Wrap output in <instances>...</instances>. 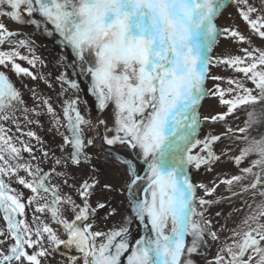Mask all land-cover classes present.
<instances>
[{"label": "snow or ice", "instance_id": "6c2138e0", "mask_svg": "<svg viewBox=\"0 0 264 264\" xmlns=\"http://www.w3.org/2000/svg\"><path fill=\"white\" fill-rule=\"evenodd\" d=\"M229 2L0 0V17L58 36L60 43L71 49L74 74L88 81L98 109L111 108L113 126L99 121L105 126L102 139L108 146L120 145L128 152L129 158L109 155L121 166L132 213L119 228L94 230L91 218L97 208H105L103 203L96 208L89 203L99 181L83 180L76 188L82 206L71 196L61 195L59 186L51 183L55 175L68 184L64 169H79L90 159L86 148L93 141L85 138V129L92 121L81 115L78 99L64 102L63 123L49 100H42L53 127L62 136L59 156L55 152L50 156L43 147L38 150L44 162L51 160V171L25 160L24 153L31 160L37 156L24 138L44 143L36 132L23 130L38 124L33 117L41 113L27 106L21 91L0 70V213L4 222L0 226V264H57L55 255L62 249L78 254L67 256L62 264H122L125 254L126 264H196L195 256L203 255L208 239L219 240L205 212L221 200L205 197H213L220 185L231 194L224 198L229 201L250 192L255 207L248 205L251 211L243 227L233 230L232 242L206 264H264V47H254L250 37L236 28L218 27L217 18ZM231 3L237 6L251 35L264 42V0L260 7L249 0ZM221 38L241 46L242 55L214 58L213 49ZM245 44L248 47H243ZM4 45L14 47L0 50V68L36 80L38 77L18 62L35 67L38 57L20 51H31L32 42L20 39L17 32L0 23V47ZM221 66L242 78L210 74L212 68ZM58 80L68 86L61 94L69 89L73 95L79 93L77 80L66 74ZM209 80L215 82L212 88L207 86ZM221 82L227 87H221ZM32 92L33 100L37 99L35 90ZM209 96L218 98L226 110L201 118V102ZM239 110H246L244 127H227L222 134L199 138L203 124L225 123ZM61 127L68 135L59 132ZM225 138L244 141L239 155L229 157L241 174L213 181L211 187L194 183L190 172L201 168L213 171L212 166L221 160L215 146ZM195 149L198 151L193 154ZM252 157L250 166L241 167ZM13 183L32 193L26 202ZM30 207L40 214H34L31 221L26 211ZM68 211L72 218L66 217ZM133 219L143 225L145 234L130 245ZM52 224L62 229L66 238L62 239Z\"/></svg>", "mask_w": 264, "mask_h": 264}, {"label": "rangeland", "instance_id": "374dc122", "mask_svg": "<svg viewBox=\"0 0 264 264\" xmlns=\"http://www.w3.org/2000/svg\"><path fill=\"white\" fill-rule=\"evenodd\" d=\"M249 2L260 7V0H249ZM4 10L7 11L8 9L5 7ZM33 18L42 20V18L38 16H34ZM0 23H4L9 30L17 32L20 39H26L32 42L31 51H29L28 48L20 49L22 55L30 57L34 55L35 57H38L34 68L28 65L26 61H18L22 66L28 67L29 70L38 77L36 80H32L28 77H18L9 69L0 68V70L4 71L13 84L21 91L27 106L29 108H36L37 111L41 113L40 116L33 117V119L39 121L38 124L27 125L23 130H32L36 132L44 143L43 145H40L35 140L28 141L27 138H24L27 143L33 146V152L37 156V160H31V157L27 153H24L25 160L31 161L34 165L39 163L40 167L43 168L45 172L51 171L53 167L51 160L44 162V158L38 150L43 147L45 150L50 151V156L52 152H55L56 155L59 156L60 151L58 146L62 143V136L56 131L55 127H53L52 118L47 114V110L43 106L42 100H49L54 110L60 115L63 123L62 106L64 102L69 99H78L77 107L81 115H83L85 119L92 121V123L85 129V138L93 141L92 145L86 148L87 155L90 159L87 164L82 165L79 169L71 172L64 169L65 172H68V184L63 182V177H57L55 175L51 177V183L59 186L61 195L71 196L76 204L82 206V200L78 195L76 188L79 187L83 180H89L90 182L98 180L99 183L96 184L93 195L89 198V203L93 208H96L98 203H103L105 208H97L95 217L91 218L94 224V230L109 231L113 228H119L124 219L130 217L132 213L129 208L127 194L124 191L121 166L118 162L114 161L113 157L109 154L114 153L122 155L125 158L129 157L128 152L122 146L116 145L110 147L103 142L102 137L106 134L105 126L100 125L99 121L105 120L107 127L113 126L111 108L106 109L103 112L98 109L95 97H93L88 90L90 87L88 81L85 80L84 77L74 74V57L71 53V49L66 48L61 44L58 36H48L43 31V28L35 29L32 25L15 24L7 17H0ZM217 25L220 28H236L246 37H250L254 47H264V42L258 37L251 35L250 30L239 17L237 6L231 3V0L222 11V14L217 18ZM48 27L49 30H51V26ZM11 47L14 46L4 45L0 47V50L7 51L10 50ZM240 47L241 46L232 41L221 38L219 43L214 47L212 56L215 58L229 54L242 55L239 51ZM243 47H248V45L245 44ZM62 74H66L69 79L77 80L80 84L79 93L73 95L72 90L69 89L61 94L62 88L68 87L67 85H62L58 80V77ZM210 74L219 75L225 78H242V74L234 73L230 69H225L223 66L212 68ZM40 77H43V79H40ZM214 83L215 82L209 80L207 86L212 88ZM49 84H51V87L48 86ZM248 86L252 87L250 83ZM221 87H227V85L221 82ZM32 90H35L37 97L35 100L32 98ZM225 110L224 107L219 105L218 98L209 96L201 102V118L206 115H215ZM246 118V110H239L235 115L228 117L225 123L203 124L199 138L202 139L209 133L213 135L222 134L227 127H232L234 129L237 127H244V121ZM59 132L68 135L64 127H61ZM107 134L111 135L110 133ZM253 134L255 135V133ZM243 147L244 141L225 138L223 142L218 143L214 149L217 155H221V160L212 166L213 171L211 172H208L205 168H201L199 171L193 169L190 172L193 182L197 184L203 183L208 187H211L213 181L219 183L220 179L230 178L232 175L241 174L239 168L234 165L229 157L239 155L240 150ZM103 149L108 151L107 154ZM197 151L198 149H195L193 154ZM224 152H226L227 155H222ZM254 158L255 157H252L249 160H246L241 167L250 166V160ZM138 167L142 168L143 166L139 165ZM141 174H143V172H141ZM21 175L25 174L21 173ZM245 183H247V181H245ZM105 184H108L111 187L104 188L103 186ZM12 187L16 188L24 195L25 202L32 195L28 189L23 188V186L19 184L13 183ZM236 190L239 191V188ZM198 195H203L202 189L198 190ZM230 195L231 194L226 191L225 186L220 185L217 189V193L214 194L213 197H205L206 199L221 200L220 204H214L205 212V218L212 222V231L217 233L219 240L212 241L211 239H208V246L204 250L203 255L195 256L196 264H206V261L212 260L222 246L226 243H231L232 241L230 238L233 234V230L239 231L243 227V220L251 211L248 205L251 204L255 207L250 192L239 197H232L230 201L224 199ZM256 202H259V197H256ZM237 209H240V211H237ZM26 211L29 221H31L34 214L40 215L34 213L32 207L28 208ZM217 212H219L220 215H216ZM65 215L68 218H72L73 216L70 211L66 212ZM42 218L51 224L50 219L46 217ZM3 224L2 213H0V226H3ZM51 226L58 231V235L62 239L66 238L62 229L54 224ZM142 230L143 225H140L138 221L133 219V223L130 226V245H134L135 240L142 237ZM188 239L190 240L191 238L189 237ZM69 255L78 254L67 249H62L55 255L57 264H62ZM126 256L127 254L122 258V264H126Z\"/></svg>", "mask_w": 264, "mask_h": 264}, {"label": "water", "instance_id": "95a60500", "mask_svg": "<svg viewBox=\"0 0 264 264\" xmlns=\"http://www.w3.org/2000/svg\"><path fill=\"white\" fill-rule=\"evenodd\" d=\"M143 234H144V228H143V230H142V236H143Z\"/></svg>", "mask_w": 264, "mask_h": 264}]
</instances>
